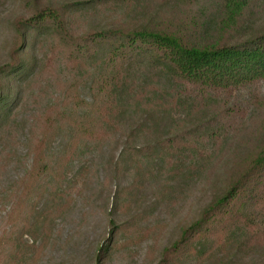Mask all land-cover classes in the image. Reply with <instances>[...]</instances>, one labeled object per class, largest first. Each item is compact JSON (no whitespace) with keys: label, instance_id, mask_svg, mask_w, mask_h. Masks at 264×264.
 <instances>
[{"label":"trees","instance_id":"16d2710c","mask_svg":"<svg viewBox=\"0 0 264 264\" xmlns=\"http://www.w3.org/2000/svg\"><path fill=\"white\" fill-rule=\"evenodd\" d=\"M258 1L206 0L209 4L193 16L188 8L196 0H80L37 6L18 28L17 51L2 70L7 82L0 81L1 131L21 109L22 82L39 72L30 49L46 46L54 51L58 66H65V73L58 72V77L63 75L62 94L49 100L55 101L53 120L43 117L37 124L39 134H31L33 186L25 197L33 199L47 188L56 207L57 200L71 197L74 162L91 146L111 150L119 143L122 153L112 161L118 170L129 156L138 164L155 160L163 170L171 168L176 178L209 182L217 173L202 171L211 161L199 167L196 146L186 138L203 128V140L214 146L218 138L234 136L218 119L205 117L208 91L264 82V26L243 40L230 37L244 11ZM224 148H214L218 154L209 159L219 160ZM229 157L223 155L220 161ZM232 161L233 166H222L219 173L225 187L182 228L165 262L195 253L205 257L220 233L226 234V244L253 246L260 234L254 222L264 210V134ZM16 227L0 233L2 249L7 242L23 251Z\"/></svg>","mask_w":264,"mask_h":264},{"label":"rangeland","instance_id":"374dc122","mask_svg":"<svg viewBox=\"0 0 264 264\" xmlns=\"http://www.w3.org/2000/svg\"><path fill=\"white\" fill-rule=\"evenodd\" d=\"M79 1L0 0L2 83L7 82L2 70L12 63L23 20L47 2ZM196 1V5L188 8L191 16L198 14L203 4H209L206 0ZM263 26L264 0H260L244 11L243 18L230 30V37L243 40ZM30 53L38 62L36 72H39L35 75L33 72L22 82L25 96L21 109L0 131V233L17 225L14 231L23 251L13 243L6 242L3 249L0 245V264H264V210L254 222L257 225L254 231L260 234L253 246L239 249L237 244H226V234L220 233L214 250L205 257L198 258L195 253L170 262L164 260L182 228L191 224L213 194L225 187V177L219 176L222 166H233L232 159L252 149L264 134L263 81L239 89L208 91L205 117L218 119L219 126L226 125L235 134L218 138L217 146L211 140H203L204 128L197 132L200 137L194 131L186 138L196 146L195 161L200 162L199 167L211 161L210 167L202 171L217 173L209 182L203 178L197 183L189 176L176 178L175 172L169 173L171 168L163 170L164 165L155 160L138 164L129 156L118 170L112 161L122 153L120 143L111 150L91 146L81 160L80 157L74 162L68 192L71 197L57 200L55 207L47 188L42 189V194L34 193L33 199L24 193L33 186L30 172L35 156L30 138L39 134L37 124L43 117L53 120L55 101L49 100L62 94L63 75L58 77V72L65 73V66H58L54 51L46 46L32 47ZM226 137L228 142L224 141ZM220 147L225 148L219 160H210V156L218 154L214 148ZM223 155L230 156L227 162L220 161ZM144 167H149V172Z\"/></svg>","mask_w":264,"mask_h":264}]
</instances>
